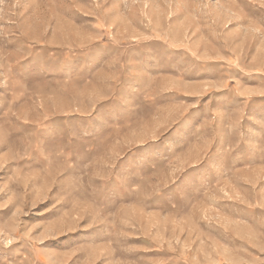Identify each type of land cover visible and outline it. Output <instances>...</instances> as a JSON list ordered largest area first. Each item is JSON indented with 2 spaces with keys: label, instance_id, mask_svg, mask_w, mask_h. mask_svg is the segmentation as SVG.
<instances>
[{
  "label": "rangeland",
  "instance_id": "rangeland-1",
  "mask_svg": "<svg viewBox=\"0 0 264 264\" xmlns=\"http://www.w3.org/2000/svg\"><path fill=\"white\" fill-rule=\"evenodd\" d=\"M0 264H264V0H0Z\"/></svg>",
  "mask_w": 264,
  "mask_h": 264
}]
</instances>
